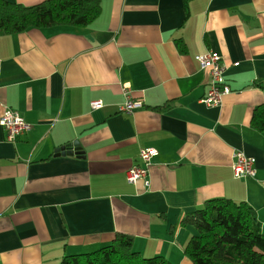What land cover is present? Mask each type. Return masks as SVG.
<instances>
[{
    "label": "crops",
    "instance_id": "obj_1",
    "mask_svg": "<svg viewBox=\"0 0 264 264\" xmlns=\"http://www.w3.org/2000/svg\"><path fill=\"white\" fill-rule=\"evenodd\" d=\"M100 6L84 29L0 36V119L6 106L31 126L13 144L0 126V264H59L117 233L141 257L191 264L184 248L196 232L179 222L214 199L246 203L264 232V134L250 126L264 105V0ZM208 51L231 90L215 107L201 103L209 74L195 60ZM123 86L143 105L131 115L118 112ZM74 142L82 155H56ZM147 148L157 152L148 185L128 184ZM238 151L253 177H233Z\"/></svg>",
    "mask_w": 264,
    "mask_h": 264
},
{
    "label": "trees",
    "instance_id": "obj_2",
    "mask_svg": "<svg viewBox=\"0 0 264 264\" xmlns=\"http://www.w3.org/2000/svg\"><path fill=\"white\" fill-rule=\"evenodd\" d=\"M100 12V0H45L29 7L0 0V36L33 28L84 29ZM178 48L184 52L182 43ZM250 126L264 134V105L253 111ZM179 223L192 226L196 232L184 248L191 264H264V232L255 210L244 202L209 200ZM59 264L171 263L160 256L141 257L133 249V238L117 233L110 245L88 254L64 256Z\"/></svg>",
    "mask_w": 264,
    "mask_h": 264
},
{
    "label": "built area",
    "instance_id": "obj_3",
    "mask_svg": "<svg viewBox=\"0 0 264 264\" xmlns=\"http://www.w3.org/2000/svg\"><path fill=\"white\" fill-rule=\"evenodd\" d=\"M195 60L199 64L200 69L206 70L209 74V89L204 98H202L201 103L209 107L219 106L222 99L231 93L230 87L223 77L224 67L221 64L219 56L212 51H208L197 55ZM122 91L125 100L118 106L119 113L131 115L135 110L143 107L140 100H134L130 97L129 87L123 86ZM90 106L91 109L98 110L103 107V104L100 101H94ZM0 126L5 132V140L12 144L31 129V126L22 120L18 112L6 106L3 107ZM156 153V150L152 148L142 149L139 152L138 164L132 166L126 172V182L128 184L135 185L139 181H144L148 185L146 179L149 173L150 162ZM253 163V160L246 157L242 152H235L231 164L233 177L235 179L253 177L255 175Z\"/></svg>",
    "mask_w": 264,
    "mask_h": 264
},
{
    "label": "water",
    "instance_id": "obj_4",
    "mask_svg": "<svg viewBox=\"0 0 264 264\" xmlns=\"http://www.w3.org/2000/svg\"><path fill=\"white\" fill-rule=\"evenodd\" d=\"M65 150H68L67 153H71V154H75V155H82V152L80 150V146L78 144V142H74L71 147H69L68 149L66 148H61L60 151L56 152V155H59L58 153H65ZM55 155V156H56Z\"/></svg>",
    "mask_w": 264,
    "mask_h": 264
}]
</instances>
